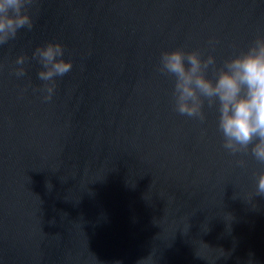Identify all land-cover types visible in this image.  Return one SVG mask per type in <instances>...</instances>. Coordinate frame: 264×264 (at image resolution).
<instances>
[{
  "label": "water",
  "instance_id": "1",
  "mask_svg": "<svg viewBox=\"0 0 264 264\" xmlns=\"http://www.w3.org/2000/svg\"><path fill=\"white\" fill-rule=\"evenodd\" d=\"M31 13L0 46V264H264V165L224 149L206 105L204 123L175 111L158 70L165 50L222 63L246 49L264 0H35ZM49 42L72 69L44 101L31 57Z\"/></svg>",
  "mask_w": 264,
  "mask_h": 264
},
{
  "label": "clouds",
  "instance_id": "2",
  "mask_svg": "<svg viewBox=\"0 0 264 264\" xmlns=\"http://www.w3.org/2000/svg\"><path fill=\"white\" fill-rule=\"evenodd\" d=\"M34 2L0 0V46L16 39L22 29H33ZM64 54L63 46L53 42L36 47L32 53L31 58L41 65L38 79L43 84L37 90L43 93L44 101L52 99L56 78L72 69ZM25 61L24 56L15 61L20 66L14 72L17 78L26 75ZM158 70L174 79L171 97L175 111L204 123L206 105L217 113L224 149L233 155L250 154L264 165V35L222 63L200 51L165 50ZM256 195L264 196V171L256 177Z\"/></svg>",
  "mask_w": 264,
  "mask_h": 264
}]
</instances>
